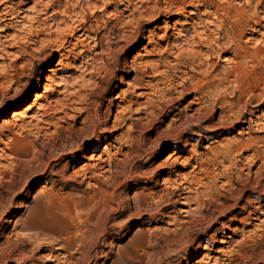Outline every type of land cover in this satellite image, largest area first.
I'll use <instances>...</instances> for the list:
<instances>
[{
	"label": "rangeland",
	"instance_id": "374dc122",
	"mask_svg": "<svg viewBox=\"0 0 264 264\" xmlns=\"http://www.w3.org/2000/svg\"><path fill=\"white\" fill-rule=\"evenodd\" d=\"M229 1L239 6H248L251 2L252 5H256L257 2L256 0ZM81 2L82 0H4V4L0 3V9L5 4L11 5L19 14L5 21L0 20L1 264H150L151 262V264H182L189 257V252L196 249L198 252L192 264H197V261L201 264H264V196L260 193L261 186L256 187L258 182L260 184L264 182V173L262 175L256 173L263 165L262 160L254 159L252 148L245 147L230 154L231 156L226 153L238 140L254 135L264 136L262 124H256L252 129L250 123L245 122L250 117L256 120L264 116L247 114L230 127L227 124L214 131L207 125H220V113L225 114L224 121L229 119V105L223 111L219 103L214 116L209 118L203 116L202 123L198 124L194 121L192 126L179 127L184 135L180 139L181 143L179 142L182 148L178 153L173 154L175 152V144L172 142L173 133L176 127L180 126L181 121L172 119L175 113H180L177 115L184 117L194 112L197 105L193 108L188 106L192 96L176 103L172 114H168L170 108L168 107L166 111L160 113V116H150L147 114L152 109L150 102L144 97L138 98L130 94L129 85L135 75V71L131 68L134 57L137 63H147L150 68L160 69L168 65L174 66L176 60L169 54L164 56L155 51L154 43L150 42L149 38H145L138 47L123 53L119 63L113 65L111 63L113 57L109 58V50L106 49L109 45L106 38L110 39L112 35H116V29L120 26L117 22L124 21L128 11L116 19L113 14L115 9L122 10L125 8L124 5H106L102 0L97 1L96 15L103 26L99 36H107L104 39L105 48H100L94 33L88 37H78L80 32L72 31L77 24L74 13H79V20L84 17L88 24L90 22L94 26L97 24L90 10L87 13L81 10ZM134 2L142 3L138 0ZM144 2V5L152 4V0H144ZM161 3L157 7L159 10L163 8ZM188 9L185 15H161L142 19L140 20L142 30L146 35L150 34V29L153 30L155 40L162 49H165L168 42L174 45V50L179 46L183 49L191 48L192 41L188 40V37L193 29H201L200 21L207 18L201 10L192 6ZM258 10L262 25H257L256 31L249 28L243 37V44L264 51V0L258 6ZM136 16L139 18L138 14ZM162 33H166L167 37L162 38ZM118 45L119 42H115L112 47L118 49ZM202 53H207L205 47L202 48ZM228 56L233 58L232 53L227 54ZM108 58V62L114 66L113 77L105 75L102 68L104 59L108 60ZM126 58L128 63L124 66ZM214 60L218 62L220 68L228 66V61L223 58ZM36 93L40 95V101L34 104L26 115L18 117V120L14 119L13 109H23L30 105ZM129 96L139 99L141 105L135 104L134 111L128 115L134 117L132 121L135 124L143 119L142 122L145 124L143 129L137 128L136 125L132 128L129 122L122 121L117 127L114 125L116 114L125 105L122 98ZM263 97L254 98V104H258V100H263ZM152 99L157 103V96L154 95ZM257 109V115L264 113V101ZM87 112H90L93 118L89 123L88 131L80 132L86 125L83 119L88 115ZM128 115L126 116L129 119ZM95 116H99V119ZM167 128L172 134L162 137L157 142L156 152L152 153L150 140H155L157 132L167 131ZM95 134L108 136L109 139L96 142L99 146L92 150L88 139L95 137ZM131 134L139 139L136 149L140 155L137 154L131 159L126 157L121 166L119 164L118 167H114L113 174L117 176L115 181L104 180L105 178L102 177L100 181L101 184L102 182L104 185L109 184L111 192L117 189V194L112 198L108 195L107 201L104 200V205L100 207L84 201L73 210V216L67 211H61L58 212L59 216L51 217L49 209L52 204L61 206L66 199L81 197L84 194L83 190L91 191L96 186L87 182L82 185L71 183L62 186L63 183L49 181L43 171L51 166L60 169L66 163L72 145L75 146L79 140L84 143L85 148L89 146L90 150L85 152L86 158H81L71 165L68 175L76 170L81 171L86 163L92 161L88 155L100 154L110 142L113 145L112 152H116L119 146L126 150L130 144ZM143 136L148 142L143 140L142 143ZM184 139H189L192 145L184 146ZM26 144L30 146L32 153L35 152L40 156L38 162L29 166L22 165L24 157L13 151L16 148V150H24ZM83 154L84 152L80 153L81 156ZM119 157L124 158L120 155ZM186 162L187 164H184ZM160 163H165L162 171L157 170ZM203 165L212 169L215 174L214 177L204 178V181L217 182L215 196L219 199L218 202L214 203L213 199L207 197L205 199L206 206H211L206 212L209 217L212 214L211 219L195 216L194 224L186 233L187 236H196L197 239L187 246L185 254L177 252L181 248L180 243L176 244L175 249L173 247L165 252L164 248L170 241L172 229L188 218V211L196 207V198L199 193L202 194L206 190V187L194 185L192 191L184 194L186 199H181L178 194L182 189L178 190L176 184L165 183L163 178L171 177L176 183L182 182L187 186L189 185L187 180L192 179L189 173L201 175ZM160 172L162 174L159 175V182L156 185L155 180H158ZM78 178L82 179L81 176ZM230 179L238 188L245 189L243 198L237 199L240 191L232 190ZM154 191L157 195H163L165 199L171 197V205L165 206L170 203L167 200L161 204L168 216L159 215L154 219L150 217V209L155 207L150 197ZM136 194L140 195V208L146 213L144 214L148 219L146 222L138 217L128 218V207L134 206ZM226 196L229 198L228 206L222 209L219 201H225ZM249 196L256 200L251 203L250 209L245 210L243 206L247 205ZM47 204L50 205L47 206L48 210ZM134 210L135 208H132L131 211ZM253 212L255 214H251ZM30 215H34L31 222L36 224V227L22 229L21 222ZM149 228L160 229L154 230L150 237L147 231ZM68 239L71 243H67ZM132 240L136 245L131 248L126 247ZM154 241L157 242L156 249L160 253L155 258L144 253L141 246H137V244L150 245ZM2 254L6 256L3 257ZM115 260L118 261L113 263Z\"/></svg>",
	"mask_w": 264,
	"mask_h": 264
},
{
	"label": "bare ground",
	"instance_id": "6f19581e",
	"mask_svg": "<svg viewBox=\"0 0 264 264\" xmlns=\"http://www.w3.org/2000/svg\"><path fill=\"white\" fill-rule=\"evenodd\" d=\"M97 1L99 0H82L81 2L82 4L80 3L82 5L81 10L84 11V13H87L90 10L93 16H95L94 20L97 22L96 26H94L93 23L91 22L90 24H88L87 19H85L84 17L79 20L78 18L79 13H74L75 20H77V24L75 28L73 26L74 30L72 31L75 30L79 31L80 34L79 35L77 34L78 37L79 36L88 37L91 33H94L95 37L97 36L96 38L98 39L97 42L98 47L105 48L104 39L106 35L99 36V33L103 26L100 23V18L98 17V15H96V11L98 10ZM102 1L106 5L116 4L119 6L120 5L125 6V8L122 10L115 9V13L113 14L116 17V19H118L119 16L125 14V12L128 11V14L125 15L127 18L124 19V21L118 20L117 22V25L120 26L118 29H116L117 30L116 35H112L110 39L109 37L106 36L107 37L106 39H108L107 43L109 44L108 46H106L107 47L106 49L109 50V55L111 56V57L109 56V58L113 57V60L111 61L113 65L119 63V60L123 53L130 51L135 47H138L145 38H149L150 42L154 43L153 49L155 51L157 50L158 52L161 53V55L164 56L165 54H169L170 56L174 57V60H176V62L174 61L175 65L172 64L174 66L166 65L167 67L163 69H160L159 67L150 68V66L147 63H142V62L137 63L136 57H134V59L131 61V68H133V70L135 71V75L133 76L132 81L129 85V87L131 88L130 94L138 98L144 97L148 102H150L149 105L151 106L152 109L147 114L150 116H160V113L166 111L168 107H170L168 109V114H172L175 111L174 106L176 103H178L182 99L184 100L191 96L192 99H190L188 106H192L193 108V106L197 105V107L194 108V112L190 115L186 114L184 117H181L177 115L180 113L174 114L175 116L173 117L172 120L181 121V123L180 126L176 127L177 132L174 131L173 133L172 140L174 141L172 142L173 144H175L174 145L175 152L173 154L178 153L179 150L182 148L179 146V142L181 143L180 139L184 135L181 133L179 127L181 126L188 127V125L192 126V122L194 121L198 122L199 124V122H201V119L203 120L204 118L203 116H208V118L209 116H214L215 113L217 112V106L219 103L221 104L220 106L221 108H223V111L226 110L227 106L229 105V110H228L229 119L228 121H224L225 114L220 113L221 114L219 119L220 125L219 124L207 125L209 129L212 128L214 131L217 130L218 128L226 126L227 124H229L230 127V125H233L236 120L240 119L242 116H247V114H249L250 116H264V113L262 115H257L258 112L257 107L259 106V104H261L264 101L263 99L264 97L262 98L263 100H258V104H254V98L258 99L259 97L264 96V61L262 60L264 51L260 48H251L246 44H243V37L246 35L247 30L250 28L256 31L257 25H262L258 6L262 3L263 0H256L257 1L256 5H252L251 2L250 3L251 5L249 4L248 6H243V5L239 6L233 4L229 0H152V4H148V5H144L145 3L144 0H138L140 1V3L142 2L141 4H137V2H134V0H102ZM160 2L163 3L162 10L157 9ZM0 3L4 4V0L1 1ZM191 6L196 8L197 10H201L203 14L206 15L207 18V19H202L200 21L202 26L201 29H196V28L193 29L192 34L190 35V37H188V40L192 41V44H190L192 45L191 48L189 47L188 49L185 48L183 49L181 46H179L177 50H174V45L168 42V45L164 47L165 49H162L161 45H159L155 40V33L153 30L150 29L149 30L150 34L148 35H146L142 30L140 23V20L142 19L143 20L149 19L152 16L160 17L161 15H166V16L185 15L189 11L188 7ZM71 8H73V6ZM137 14L139 18H137L136 16ZM17 16H19L18 10L12 7L11 5L9 6L5 4V6L0 9L1 21H5L6 19ZM113 33L114 32H112V34ZM166 37L167 34L164 33L162 35V38H166ZM115 42H119L120 44L118 45L119 46L118 49H114L115 47L114 48L112 47L113 43ZM200 47L202 48L205 47L207 53L205 54L202 53V48ZM229 53L233 54V58H229V56L227 57V54ZM202 55H204L205 57L203 58ZM109 58L108 60L104 59V66L102 68L104 69L105 75L109 77H113L115 75V70H114V66H112L110 62H108ZM215 58H223L224 60H227L228 66L220 68L218 62L214 60ZM127 63L128 60L126 58V60H124V64H125L124 66H126ZM154 95L157 96V103L156 100L152 99ZM133 96H129L128 98L125 97L122 98L123 104L125 105L121 107V109L116 114V121L114 124L115 127L119 125L118 123H120V121L124 123L129 122V126L132 128L134 127V125H136L137 128H142V129L145 127V124H143L142 122L143 119L135 124L132 121L134 117L132 115H128V113L132 114V111H134L133 106L135 104L141 105V103H139L138 101L139 99H135ZM38 101H40V95L36 93L35 98L32 101V103H30V105L24 107L23 109L21 108L13 109L12 116L14 117V119H17L20 116L23 117V115H26L33 108V105L37 104ZM87 113L88 115L85 116V118L83 119V123H85L86 125L83 126V129H81L80 132H87L89 129L90 126L89 123L92 120L93 116H90V112ZM126 115H128L129 119L127 118ZM95 117L98 118L99 116H95ZM233 117L236 118L233 119ZM245 122L250 123L251 125L250 128L252 129L254 128L253 127L254 125L259 123L262 124V127L264 128V117L258 118L256 120L250 117ZM170 134H172V132L168 131V128L167 131H162V130L158 131L157 138L153 141L150 140V145L152 147L151 152L152 153L156 152L157 150L156 147L158 145L157 142L160 141L162 137H166ZM94 136L95 137L88 139V142H90V148L92 150L98 148L99 144H97L96 142L109 139L108 136L103 137L102 135H98V134H95ZM138 140L139 139L136 135L131 134L129 136L130 144L127 147V149L125 150L122 146H119L116 152H112L113 145L110 142L109 144L105 145L103 151L100 154L96 155L95 153L92 155H88L89 156L88 158L92 161L86 163L83 167V170L81 171L76 170L72 174L68 175V171L71 168V165L73 163H77L81 158H86L87 154L85 152L87 150H90L89 146L85 148V146L83 145L84 143L80 142V140L78 141V143H75L76 144L75 146L74 145H72V147L70 146L71 152L68 153L67 155L66 163L60 169H56L55 166H51V168L49 169L46 168L43 171V174H46L48 176L49 181H55L56 183H63L62 186L71 183L75 185H82L83 183L87 182L88 184H92L96 186V188L91 191L83 190L84 194L81 197H77L76 199H66L65 203L63 201L64 204L62 205L60 204L61 206L58 205L54 206V204H52L53 206L52 207L49 205L50 206L49 215L51 217H56L59 216L58 212L61 211H67L68 214L72 215L74 213L73 210L78 207L80 202L82 203L84 201H87V203L90 204L92 203L96 205V207H100L102 204L104 205L103 203L104 200L107 201L108 195L110 196V198L114 197L118 192L117 189L111 192L109 190V184L105 183L106 185H104L103 182L102 184L100 183L101 177L105 178L104 180L115 181L117 179V176L116 174H113L114 167H118L119 164L121 166L122 162L125 161L124 159L126 157L128 159H131L133 156L139 154L138 149H136ZM143 140L148 142L147 141L148 139H146V137L142 139V143H144ZM188 145H192V143L190 142L189 139H184V146H188ZM25 146L26 148L24 150L23 149L21 151L16 150L17 148L13 150L15 154L24 157L22 165L29 166L32 163L34 164V162L36 161L38 162L40 157L39 154L37 155L35 154V152L32 153V150L29 145L26 144ZM245 147L253 149L254 159L262 160L263 165H261L256 171L257 174L259 173L260 175H262L264 173V136L254 135V136H249L245 139L238 140L237 143L235 145H232L227 150L226 153L230 155L237 151L243 150ZM81 152H84L82 156L80 155ZM119 155L124 156V158L119 157ZM176 159H178V157H176ZM20 162L22 163V161ZM165 163H160L157 166V170L159 169L162 171L163 168H165L163 167ZM184 164H187V162ZM131 172H129L128 174L130 175ZM161 174L162 173L160 172L158 174V180H155L156 185H158L159 175ZM213 174L214 172L212 169L204 166L203 168H201V175L197 173H192V174L189 173V175H192L190 176L192 179H190L189 175L188 177L190 181L185 178L189 182V185L187 186H185L182 182L176 183V181L174 179H171V177L163 178L165 183L176 184L175 187L178 190L182 189V192L178 194L181 199H186V196H184V194L188 193L189 191H192L194 185H200L206 187V190H204L202 194L200 193L198 194L195 201L196 207H193L192 209H190V211H188L189 212L188 218L179 222L178 224L176 223L177 227L175 229H172L171 231L172 235L170 236L171 242L169 241V243L166 244V247L164 248L165 252L169 251L173 247H174L173 249H175L176 244L180 243L181 245L179 246L181 248L178 247L179 249L177 248L178 249L177 252L185 254L187 251V246L197 239L196 236L189 237V235L187 236L186 233L187 229L192 224H194V221L196 220L195 216H200L204 219L208 218V220L211 219L210 217L212 216V214L210 217L206 214V212L209 211L211 206L210 207L206 206L205 199L207 197L213 199L214 203L215 201L218 202L219 199L215 196V191L217 190L216 188L217 182L215 183L212 180L211 183L210 182L208 183L207 181L206 182L204 181V178L214 177ZM55 176H58L59 178H56ZM79 176H81L82 179L79 180L78 178ZM229 182L231 184L232 190L240 191L239 197L237 199L243 198L245 189L238 188V186H236V183L232 179H230ZM258 186H261L260 193L262 196H264V182L263 183L261 182V184L258 182L256 187ZM73 188H75L76 190H80L77 187H72V189ZM52 195L54 198V193ZM150 197L152 199L151 202L155 203L154 204L155 207L150 209L151 210L149 212L150 217L154 219L159 217V215L168 216L164 207H161L162 206L161 204L164 202V200L170 202L171 197L165 199L163 195H159V194L157 195L155 191L153 192V195H150ZM253 199L252 196H249L247 199V205H244L243 209L245 210L248 209L251 206V203L253 201L255 202L256 200ZM224 200L225 201L222 200L219 201L220 203L219 205L222 206V209L228 206L227 202L229 201V198L226 196ZM140 202H141L140 195L136 194L134 206L128 207L129 208L128 218L131 219L133 217H138V219L144 220L143 222H146L148 219L144 217V214L146 213L142 212L140 208ZM171 204L172 202L168 203L165 206ZM210 204L214 206L213 203ZM47 206L48 204L46 205V207ZM132 208H135V210L131 211ZM254 212L251 214H255ZM33 217L34 215L33 216L30 215L28 218L26 217L27 219L21 222L20 227L22 229H30L32 227H36V224H32L33 222H31V219ZM157 229L160 228L147 229V231L149 232V236L152 237L154 230ZM167 231L170 232V230ZM37 238L38 237H36L35 239ZM69 239L67 240V243L71 241ZM135 245H136L135 242H133L132 240L131 242H129V244L126 247L131 248L134 247ZM144 245L137 244V246L139 247L141 246V249L144 251V253L146 252L150 256L155 258V256L159 253V251L156 249L157 242L154 241L150 245L146 244L148 246L146 245L144 246ZM150 249L152 250L150 251ZM197 252H198L197 249L190 251L189 257H187L182 264H192L193 259L197 254ZM5 256L6 255H4L3 257ZM179 256H181V254ZM117 261L118 260H115L113 261V263ZM198 262L200 261H197V264ZM0 264H1V260H0Z\"/></svg>",
	"mask_w": 264,
	"mask_h": 264
}]
</instances>
